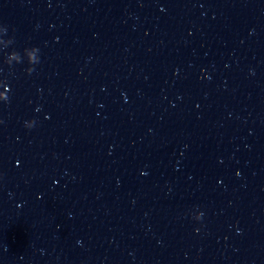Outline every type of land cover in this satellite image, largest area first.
Listing matches in <instances>:
<instances>
[{
  "label": "water",
  "instance_id": "95a60500",
  "mask_svg": "<svg viewBox=\"0 0 264 264\" xmlns=\"http://www.w3.org/2000/svg\"><path fill=\"white\" fill-rule=\"evenodd\" d=\"M0 97V264H264V0H0Z\"/></svg>",
  "mask_w": 264,
  "mask_h": 264
},
{
  "label": "clouds",
  "instance_id": "9594fccd",
  "mask_svg": "<svg viewBox=\"0 0 264 264\" xmlns=\"http://www.w3.org/2000/svg\"><path fill=\"white\" fill-rule=\"evenodd\" d=\"M14 57L10 56L8 57V59H13ZM26 63L31 66V65H34L37 63V59L34 55H32L31 53H28L27 54V57H26ZM0 100L6 102L7 101V97H0ZM47 118V117H46ZM36 124V121L35 120H25L23 122V127L25 129H32ZM204 213L202 211H199V210H194L192 213H191V219L195 222H200L202 220V217H203ZM198 231V229H197Z\"/></svg>",
  "mask_w": 264,
  "mask_h": 264
}]
</instances>
